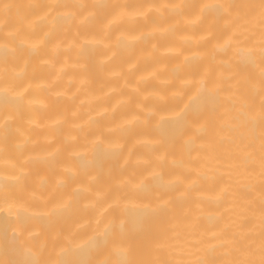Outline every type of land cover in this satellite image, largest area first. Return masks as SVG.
Wrapping results in <instances>:
<instances>
[{
    "label": "bare ground",
    "instance_id": "bare-ground-1",
    "mask_svg": "<svg viewBox=\"0 0 264 264\" xmlns=\"http://www.w3.org/2000/svg\"><path fill=\"white\" fill-rule=\"evenodd\" d=\"M2 4L0 264H264V0Z\"/></svg>",
    "mask_w": 264,
    "mask_h": 264
},
{
    "label": "clouds",
    "instance_id": "clouds-1",
    "mask_svg": "<svg viewBox=\"0 0 264 264\" xmlns=\"http://www.w3.org/2000/svg\"><path fill=\"white\" fill-rule=\"evenodd\" d=\"M9 11H10L9 4H2V6H0V14L7 16ZM4 23H5L4 20H0V25H3ZM184 39L185 41L191 42L193 44L196 43L197 40V38L192 35L186 36ZM32 47H37V44H33ZM71 82H72V78L69 77L68 83ZM147 82H148L147 78H143L139 82L138 86L133 87L132 89L133 95H122L119 99L115 101L114 104H112L109 107H105L102 104L101 107L95 112V117L93 116L89 117V119L99 118V117H107L108 119H113L114 115L118 111L125 110L130 107L136 110V112L133 113L132 119H121L116 123H114L113 126L108 128H103L101 134H104L106 132L112 134L115 137H119L123 129L132 126L136 121H139L141 119V115L137 113L151 114L155 110L153 107L149 106L150 102L152 105L156 103L165 102L169 99L174 98L173 92L180 91L179 87H177L175 90L167 92V86L173 83L170 79L160 81L159 82L160 87L158 88L142 91L141 89L144 88ZM111 91H119V89H112ZM59 94L61 93H57V95ZM97 99L101 101H107L108 94H105V96L103 97H98ZM73 115H75V113H73ZM85 123H87V121ZM109 146L114 148H119L121 145L118 142L113 141ZM104 195H105L104 193L98 194L96 199L91 203L85 205V207L94 208L97 211L102 210L106 203V201H104Z\"/></svg>",
    "mask_w": 264,
    "mask_h": 264
}]
</instances>
